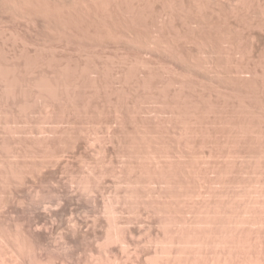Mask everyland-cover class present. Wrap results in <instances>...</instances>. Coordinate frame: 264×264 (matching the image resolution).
Returning <instances> with one entry per match:
<instances>
[{"label": "rangeland", "instance_id": "obj_1", "mask_svg": "<svg viewBox=\"0 0 264 264\" xmlns=\"http://www.w3.org/2000/svg\"><path fill=\"white\" fill-rule=\"evenodd\" d=\"M0 78L3 263L264 264V0H0Z\"/></svg>", "mask_w": 264, "mask_h": 264}, {"label": "bare ground", "instance_id": "obj_2", "mask_svg": "<svg viewBox=\"0 0 264 264\" xmlns=\"http://www.w3.org/2000/svg\"><path fill=\"white\" fill-rule=\"evenodd\" d=\"M21 1H22V0H21ZM23 1H24V0H23ZM22 3H23V2H22ZM19 7H21V6H19ZM20 11H21V10H20ZM2 76H3V75H2ZM2 76H1V77H2ZM7 79H8V78H7ZM0 80H1V78H0ZM11 82H12V81H11ZM6 83H7V82H6ZM34 83H35V82H34ZM9 84H10V83H9ZM3 85H4V84H3ZM3 85H2V86H3ZM10 85H11V84H10ZM14 85H15V84H14ZM35 85H36V83H35ZM15 86H16V85H15ZM36 86H37V85H36ZM36 86H35V87H36ZM3 87H4V86H3ZM7 87H9V86L7 85ZM37 87H38V86H37ZM37 87H36V88H37ZM5 88H6V87H5ZM11 88H12V87H11ZM21 88H22V87H21ZM22 89H24V88H22ZM38 89H39V88H38ZM4 90H5V89H4ZM10 90H11V89H10ZM10 90H9V91H10ZM1 91H2V88H1ZM12 91H14V90H12ZM19 91H20V90H19ZM43 91H44V90H43ZM23 92H24V91H23ZM27 92H28V91H27ZM46 92H47V90H46ZM6 93H8V92L6 91ZM6 93L4 92V93H2V94L4 95V94H6ZM11 93H12V92H11ZM13 93H14V92H13ZM21 93H22V92H21ZM43 93H44V92H43ZM43 93H42V94H43ZM8 94H9V93H8ZM15 94H16V93H15ZM19 94H20V93H19ZM25 94H26V93H25ZM30 94H31V92H30ZM44 94H45V93H44ZM46 94H47V93H46ZM46 94H45V95H46ZM22 95H23V94H22ZM39 95H40V94H39ZM8 96H9V95H8ZM8 96H6V97H8ZM10 96H11V94H10ZM14 96H15V95H14ZM32 96H33V95H32ZM35 96H36V95H35ZM17 97H18V96H17ZM40 97H41V96H40ZM0 98L3 99L2 96H0ZM11 98H13V97L11 96ZM18 98H21V97L19 96ZM26 98H27V97H26ZM34 98H36V97H34ZM38 98H39V97H38ZM55 98H57V97H55ZM22 99H23V98H22ZM22 99H21V100H22ZM29 99H30V98H29ZM44 99H46V98L44 97ZM44 99L42 98L43 101H45ZM7 100H8V99H7ZM7 100H6V101H7ZM18 100H19V99H18ZM33 100H34V99H33ZM37 100H39V99H37ZM2 101H3V100H2ZM14 101H15V100H14ZM40 101H41V100H40ZM57 101H58V100H57ZM29 102H30V101H29ZM46 102H48V101H46ZM58 102H59V101H58ZM5 103H6V102H5ZM8 103H9V102H8ZM11 103H12V102H11ZM19 103H20V102H19ZM22 103H23V102H22ZM22 103H21V104H22ZM40 103H41V102H40ZM51 103H54L53 100H52ZM9 104H10V103H9ZM21 104H18V105H21ZM37 104H38V103H37ZM43 104H44V103H43ZM46 104H48V103H46ZM12 105H13V104H12ZM30 105H31V104H30ZM41 105H42V104H41ZM41 105H40V106H41ZM48 105H49V104H48ZM48 105H47V106H48ZM52 105H53V104H52ZM2 106H3V105H2ZM28 106H29V105H28ZM40 106H39V107H40ZM47 106H46V107H47ZM6 107H7V106H6ZM6 107H5V108H6ZM20 107H21V106H19V108H20ZM43 107L45 108V106H43ZM17 108H18V107H17ZM29 108H30V107H29ZM44 108H43V109H44ZM51 108H53V107H51ZM0 109H1V107H0ZM21 109H23V108H21ZM38 109H39V108H38ZM48 109H50V108H48ZM5 110H6V109H5ZM29 110H30V109H29ZM44 110H47V109H44ZM51 110H52V109H51ZM16 111H17V110H16ZM33 112H35V111H33ZM38 112H39V111H38ZM52 112H53V111H52ZM52 112H49V113H52ZM0 113H1V112H0ZM11 113H12V112H10V114H11ZM21 113H22V111H21ZM31 113H32V112H31ZM43 113H45V112H43ZM12 114H13V113H12ZM14 114H15V113H14ZM16 114H17V113H16ZM23 114H25V113H23ZM23 114H22V115H23ZM19 115H20V112H19ZM44 115H45V114H44ZM0 116H1V118H2V115H1V114H0ZM7 116H9V114H8ZM13 116H14V115H13ZM13 116H11V117H13ZM16 116H17V115H16ZM28 116H29V115H28ZM50 116H51V114H50ZM50 116H47V117L49 118ZM5 117H6V116H5ZM20 117H22V116H20ZM25 117H26V115H25ZM39 117H40V115H39ZM42 117H43V115H42ZM45 117H46V116H45ZM3 118H4V117H3ZM3 118H2V119H3ZM6 118H7V117H6ZM31 118H32V117H31ZM43 118H44V117H43ZM13 119H14V118H13ZM13 119H12V120H13ZM41 119H42V118H41ZM3 120H4V119H3ZM5 120H6V119H5ZM14 120H15V119H14ZM23 120H24V119H23ZM39 121H40V120H39ZM42 121H45V119H42ZM48 121H49V120H48ZM4 122L7 124V126H8V124H10V123H7L6 121H4ZM9 122H10V121H9ZM12 122H13V121H12ZM23 122H24V121H23ZM29 122H30V121H29ZM2 123H3V121H2ZM5 123H3V124H5ZM25 123H27V122H25ZM6 124H5V125H6ZM47 124H48V123H47ZM13 125H14V124H13ZM15 125H16V124H15ZM21 125H22V124H21ZM25 125H26V124H25ZM29 125H30V124H29ZM33 125H34V124H33ZM7 126H5V127L8 128ZM9 126H10V125H9ZM0 127H2V126H0ZM16 127H17V126H16ZM18 127H19V126H18ZM21 127H22V126H21ZM23 128H24V127H23ZM25 128H26V127H25ZM3 130H4V129H3ZM3 130H2V131H3ZM6 130H7V129H5V131H6ZM12 130H13V129H12ZM18 130H19V129H18ZM26 130H27V129H26ZM44 130H45V129H44ZM48 130H49V129H48ZM20 131H21V130H20ZM34 131H35V130H34ZM39 131H40V130H39ZM45 131H46V130H45ZM0 132H1V131H0ZM3 132H4V131H3ZM6 132H8V131H6ZM49 132H50V131H49ZM20 133H21V132H20ZM30 133H31V132H30ZM11 134H12L13 136L15 135L14 132L11 133ZM21 134H22V133H21ZM24 134H25V133H24ZM27 134H28V133H27ZM43 134H44V133H43ZM43 134H42V135H43ZM3 135H4V134H3ZM3 135L0 133V137L3 136ZM19 135H20V134H19ZM28 135H29V134H28ZM48 135H49V133H48ZM7 136H8V135H7ZM26 136H27V135H26ZM46 136H47V135H45V137H46ZM3 137H4V136H3ZM21 137H22V136H21ZM40 137H41V136H40ZM47 137H48V136H47ZM8 138H9V137H8ZM24 138H25V136H24ZM27 138H28V137H27ZM42 138H43V137H42ZM1 139H2V138H1ZM3 139H4V138H3ZM18 139H19V138H18ZM46 139H47V138H46ZM6 140H7V137H6ZM6 140H4V141H6ZM15 140H17V138H16ZM22 140H23V139H22ZM14 142H15V141H14ZM46 143H47V142H46ZM9 144H10V143H9ZM15 144H16V143H15ZM20 144H21V143H20ZM5 145H6V144H5ZM21 145H23V144H21ZM1 146H2V145H1ZM18 146H19V145H18ZM45 146H46V145H45ZM14 147H15V146H14ZM43 147H44V146H43ZM47 147H48V146H47ZM16 148H17V147H16ZM12 149H13V147H12ZM20 149H21V148H20ZM13 150H14V149H13ZM21 150H22V149H21ZM15 152H16V151H15ZM11 153H12V152H11ZM11 153H10V154H11ZM16 153H18V151H17ZM19 153H20V152H19ZM23 153H24V152H23ZM25 155H26V154H25ZM5 156H6V155H5ZM7 156H8V155H7ZM10 156H13V155H9L8 157H10ZM16 156H18V155L16 154ZM18 157H19V156H18ZM20 157H21V156H20ZM20 157H19V158H20ZM23 157H25V156H23ZM19 158H18V159H19ZM15 159H17V158H15ZM20 159H21V158H20ZM20 159H19V160H20ZM241 159H242V158H241ZM2 160H3V159H2ZM12 160H13V158H12ZM242 160H243V159H242ZM244 160H245V159H244ZM10 161H11V160H10ZM22 161H23V160H22ZM37 161H38V160H37ZM4 162H5V161H4ZM11 162H13V161H11ZM38 162H39V161H38ZM43 162H44V161H43ZM244 162H245V161H244ZM0 163H1V162H0ZM17 163H18V162H17ZM17 163H15V165H16ZM21 163H22V162H21ZM242 163H243V161H242ZM1 164H2V163H1ZM24 165H25V164H24ZM4 166H5V165H4ZM10 166L12 167V165H10ZM17 166H18V165H17ZM22 166H23V165H22ZM155 166H156V165H155ZM243 166H244V165H243ZM2 167H3V166H2ZM8 167H9V166H8ZM15 167H16V166H15ZM38 167H39V166H38ZM156 167H157V166H156ZM22 168H23V167H22ZM22 168H21V169H22ZM10 169H11V168H10ZM139 169H140V168H139ZM152 169H153V168H152ZM155 169H157V168H155ZM0 170H1V168H0ZM2 170H3V169H2ZM5 170H6V168H5ZM5 170H3V171H5ZM27 170H28V169H27ZM38 170H39V169H38ZM6 171H7V170H6ZM30 171H31V170H30ZM133 171H134V170H133ZM11 172H13V170H12ZM20 172H22V171L20 170ZM20 172H19V173H20ZM136 172H137V171H136ZM152 172H153V174H154V171H152ZM152 172H151V173H152ZM0 173H1V172H0ZM5 173H6V172H5ZM23 173H24V172H23ZM139 173H140V172H139ZM156 173H157V172H156ZM2 174H3V173H2ZM11 174H12V173H11ZM13 174H14V172H13ZM140 174H141V173H140ZM253 174H254V173H253ZM253 174H252V175H253ZM18 175H19V174H18ZM115 175H116V174H115ZM115 175H114V176H115ZM136 175H137V174H136ZM138 175H139V174H138ZM156 175H158V174H156ZM159 175H160V174H159ZM231 175H232V174H231ZM11 176H12V175H11ZM16 176H17V174H16ZM27 176H28V175H27ZM36 176H37V175H36ZM114 176H113V177H114ZM118 176H119V175H118ZM153 176H154V175H153ZM153 176H151V177H153ZM253 176H254V175H253ZM14 177H15V175H14ZM22 177H23V176H22ZM29 177H31V176H29ZM236 177H237V175H236ZM240 177H241V176H240ZM0 178H1V177H0ZM6 178H7V177H6ZM10 178H11V177H10ZM19 178H20V177H19ZM19 178H18V179H19ZM116 178H118V177H116ZM119 178H120V177H119ZM138 178H139V177H138ZM155 178H156V177H155ZM157 178H158V177H157ZM228 178H229V177H228ZM241 178H242V177H241ZM248 178H249V177H248ZM258 178H259V177H258ZM2 179H3V178H2ZM16 179H17V178H16ZM20 179H23V178H20ZM114 179H115V178H114ZM253 179H255V178H253ZM256 179H257V177H256ZM259 179H260V178H259ZM0 180H1V179H0ZM12 180L14 181V179H12ZM33 180H34V179H33ZM115 180H117V179H115ZM228 180H229V179H228ZM239 180H241V179H239ZM257 180H258V179H257ZM72 181H73V180H72ZM155 181H156V180H155ZM155 181H154V182H155ZM248 181H249V180H247V182H248ZM263 181H264V180H263ZM3 182L5 183L6 181H3ZM148 182H149V181H148ZM223 182H224V181H223ZM232 182H234V181H232ZM253 182H256V181H253ZM253 182H251V183H253ZM10 183H11V182H10ZM20 183H21V182H20ZM75 183H76V182H75ZM234 183H235V182H234ZM249 183H250V182H249ZM251 183H250V184H251ZM258 183H260V182H258ZM258 183H256V184L258 185ZM7 184H8V183H7ZM69 184H70V183H69ZM85 184H86V183H85ZM89 184H90V183H89ZM93 184H94V183H93ZM121 184H122V183H121ZM136 184H137V183H136ZM136 184H135V186H137ZM153 184H154V183H153ZM153 184H152V185H153ZM160 184H161V183H160ZM261 184H263V183H261ZM0 185H1V184H0ZM28 185H29V184H28ZM28 185H27V186H28ZM158 185H159V184H158ZM231 185H232V184H231ZM231 185L228 184V186H231ZM245 185L247 186V184H245ZM248 185H249V184H248ZM251 185H253V184H251ZM2 186H4V185H2ZM2 186H1V187H2ZM5 186H6V185H5ZM10 186H11V185H10ZM68 186H69V185H68ZM84 186H85V185H84ZM93 186H94V185H93ZM100 186H101V185H100ZM116 186H117V185H116ZM119 186H121V185L119 184ZM131 186H132V184L130 183V187H131ZM135 186H134V187H135ZM153 186H154V185H153ZM203 186H205V185H203ZM203 186H202V187H203ZM226 186H227V185H225V187H226ZM233 186H234V185H233ZM243 186H244V185H243ZM254 186H255V184H254ZM261 186H262V185H261ZM7 187H8V186H7ZM16 187H17V186H16ZM95 187H96V186H95ZM113 187H114V186H113ZM130 187H129V189H130ZM150 187H151V186H150ZM159 187H160V186H159ZM161 187H162V186H161ZM202 187H201V188H202ZM234 187H235V186H234ZM249 187H250V185H249ZM262 187H263V186H262ZM262 187H261V188H262ZM5 188H6V187H5ZM84 188H86V186H85ZM152 188H153V187H152ZM228 188H229V187H228ZM243 188H244V187H243ZM247 188H248V187H247ZM71 189H72V188H71ZM71 189H70V191H72ZM81 189H82V187H81ZM92 189H93V188H92ZM159 189H160V188H159ZM222 189H223V188H222ZM263 189H264V188H263ZM30 190H32V188H31ZM77 190H78V189H77ZM96 190H98V188H97ZM118 190H119V189H118ZM149 190H150V189H149ZM230 190H231V187H230ZM68 191H69V190H68ZM79 191H80V190H79ZM81 191H82V190H81ZM91 191H92V190H91ZM91 191H90V193H91ZM103 191H104V190H103ZM126 191H128V190H126ZM126 191H125V192H126ZM130 191H131V189H130ZM135 191H136V190H135ZM151 191H152V190H151ZM222 191H223V190H222ZM228 191H229V190H228ZM234 191H236V189H234ZM258 191H259V190H258ZM261 191H262V190H260L259 192L261 193ZM37 192H38V191H37ZM53 192H54V191H53ZM85 192H86V191H85ZM87 192H88V191H87ZM99 192H100V191H99ZM115 192L117 193L118 191H115ZM125 192H123V193L125 194ZM139 192H140V191H139ZM142 192H143V191H142ZM144 192H145V191H144ZM200 192H201V189H200ZM226 192H227V191H226ZM236 192H237V191H236ZM256 192H257V191H256ZM73 193H74V192H73ZM94 193H95V192H94ZM113 193H114V192H113ZM116 193H115V195H116ZM229 193H230V192H229ZM231 193H232V192H231ZM237 193H238V192H237ZM240 193H241V192H240ZM240 193H238V195H239ZM0 194H1V193H0ZM26 194H27V193H26ZM35 194H36V192H35ZM35 194H34V195H35ZM98 194H99V193H98ZM101 194H102V192H101ZM107 194H108V193H107ZM126 194H127V192H126ZM132 194H133V193H132ZM135 194H136V192H135ZM160 194H161V192H160ZM160 194H159V195H160ZM216 194H217V193H216ZM221 194H222V193H221ZM11 195H12V194H11ZM32 195H33V194H32ZM36 195H38V194H36ZM55 195H56V194H55ZM81 195H82V194H81ZM89 195H90V194H89ZM92 195H93V193H92ZM128 195H129V194H128ZM128 195L126 196L127 198L130 196V195H129V196H128ZM164 195H165V194H164ZM201 195H203V194H201ZM231 195H233V194H231ZM235 195H236V193H235ZM235 195H233V196H235ZM240 195H241V194H240ZM242 195H243V193H242ZM242 195H241V197H242ZM246 195H247V194H246ZM258 195H259V194H258ZM260 195H261V194H260ZM84 196H86V195H84ZM105 196H106V195H105ZM111 196H112V195H111ZM113 196H114V195H113ZM113 196H112V197H113ZM120 196H121V195H120ZM132 196L134 197V195H132ZM132 196H131V197H132ZM167 196H168V195H167ZM198 196H199V195H198ZM198 196H197V197H198ZM219 196H221V195L219 194ZM233 196H232V197H233ZM1 197L4 198L3 195H2ZM1 197H0V198H1ZM37 197H38V196H37ZM55 197H56V196H55ZM103 197H104V196H103ZM112 197H111V198H112ZM116 197H117V196H116ZM116 197H114V198H116ZM135 197H137V196H135ZM148 197H149V196H148ZM159 197H160V196H159ZM161 197H163V194H162ZM200 197H201V196H200ZM200 197H198V199H199ZM225 197H227V196H225ZM247 197H248V196H247ZM262 197H264V196H262ZM262 197H261V198H262ZM10 198H11V197H10ZM38 198H39V197H38ZM105 198H106V197H105ZM107 198H108V197H107ZM139 198H140V197H139ZM244 198H245V196H244ZM248 198H249V197H248ZM248 198H247V199H248ZM261 198H259V199H261ZM4 199H5V198H4ZM34 199H35V198H34ZM103 199H104V198H103ZM118 199H119V198H118ZM129 199L131 200V198H129ZM129 199H128V200H129ZM156 199H157V197H156ZM206 199H207V201H208V198H206ZM247 199H246V200H247ZM249 199H250V198H249ZM256 199H257V197H256ZM256 199H254V200H256ZM35 200H37V199H35ZM110 200H111V199H110ZM122 200H123V199H122ZM140 200L142 201L141 198H140ZM143 200H144V199H143ZM157 200L160 201V199H157ZM165 200L167 201L166 198H165ZM196 200H197V199H196ZM232 200H233V199H232ZM250 200H252V199H250ZM250 200H249V202H251ZM254 200H253V201H254ZM8 201H9V200H8ZM28 201H29V200H28ZM104 201H105V200H104ZM112 201H113V200H112ZM125 201H126V200H125ZM137 201H139V200H137ZM153 201H154V200H153ZM230 201H231V200H230ZM239 201H240V200H239ZM242 201H243V200H242ZM242 201H241V202H242ZM1 202H2V201H1ZM57 202H59V200H58ZM75 202H76V201H75ZM83 202H84V201H83ZM87 202H88V201H87ZM109 202L111 203V201H109ZM109 202H108V203H109ZM127 202H128V201H127ZM132 202H133V201H132ZM216 202H217V201H216ZM39 203H40V202H39ZM103 203L105 204V202H103ZM116 203H117V202H116ZM119 203H120V202H119ZM121 203L124 204V202H122V201H121ZM125 203H126V202H125ZM134 203H135V202H134ZM139 203H140V202H139ZM157 203H158V202H157ZM192 203H193V202H192ZM199 203H200V202H199ZM203 203H204V202H203ZM203 203H202V204H203ZM205 203H206V202H205ZM211 203H212V202H211ZM253 203H254V202H253ZM1 204H2V203H1ZM20 204H21V203H20ZM93 204H94V203H93ZM135 204H136V203H135ZM135 204H134V205H135ZM142 204H143V203H142ZM194 204H195V203H194ZM208 204H209V203H208ZM226 204H227V203H226ZM239 204H240V203H239ZM242 204H243V203H242ZM242 204H241V205H242ZM244 204H245V203H244ZM251 204H252V203H251ZM251 204H250V206H251ZM260 204H261V201H260ZM12 205H13V204H12ZM34 205H35V204H34ZM113 205H114V203H113ZM117 205L119 206V204H117ZM120 205H121V204H120ZM189 205H190V204H189ZM195 205H196V204H195ZM200 205H201V203H200ZM209 205H210V204H209ZM246 205H247V204H246ZM246 205H244V206H246ZM254 205H255V204H253V206H254ZM20 206H21V205H20ZM22 206H23V205H22ZM51 206H52V205H51ZM104 206H106V205H104ZM114 206H115V205H114ZM114 206H113V207H114ZM121 206H123V205H121ZM121 206H120V207H121ZM125 206H126V208H127L128 204L125 205ZM132 206H133V205H132ZM141 206L143 207V205H141ZM153 206H154V205H153ZM160 206H161V205H160ZM186 206H187V205H186ZM191 206H193V205H191ZM196 206H197V205H196ZM204 206H205V204H204ZM210 206H211V205H210ZM210 206H208V207H210ZM215 206H216V205H215ZM247 206H248V205H247ZM23 207H24V206H23ZM36 207H37V206H36ZM43 207H44V206H43ZM53 207H54V206H53ZM100 207H101V206H100ZM109 207H110V205H109ZM150 207H151V206H150ZM188 207H189V206H188ZM198 207H199V204H198ZM202 207H203V206H202ZM206 207H207V206H206ZM248 207H249V206H248ZM12 208H13V207H12ZM106 208H107V207H106ZM106 208L103 207V209H105V210H106ZM121 208H122V207H121ZM123 208H124V207H123ZM132 208H133V207H132ZM137 208H138V207H137ZM196 208H197V207H196ZM199 208H200V207H199ZM211 208H212V207H211ZM213 208H214V206H213ZM246 208H247V207H246ZM14 209H15V208H14ZM23 209H24V208H23ZM101 209H102V208H101ZM109 209H110V208H109ZM109 209H108V211H109ZM117 209H118V208H117ZM124 209H125V208H124ZM130 209H131V207H130ZM133 209H134V208H133ZM152 209H154V208H152ZM157 209H158V208H157ZM243 209H244V207H243ZM40 210H41V209H40ZM46 210H47V209H46ZM111 210H113L112 207H111ZM118 210H119V209H118ZM143 210H144V209H143ZM159 210H160V209H159ZM190 210H191V209H190ZM196 210H197V209H196ZM200 210H201V209H200ZM202 210H203V209H202ZM244 210H246V209H244ZM254 210H255V209H254ZM113 211H115V209H114ZM113 211H112L111 213H113ZM130 211H131V210H130ZM134 211H135V210H134ZM165 211H166V210H165ZM207 211H208V210H207ZM251 211L253 212V209H252ZM261 211H262V210H261ZM48 212H49V211H48ZM86 212H87V211H86ZM117 212H118V211H117ZM137 212H138V211H137ZM189 212H190V211H189ZM75 213H76V212H75ZM120 213H121V211H120ZM130 213H131V212H130ZM133 213H134V212H133ZM141 213H142V212H141ZM205 213H206V212H205ZM225 213H226V212H225ZM225 213H223V215H224ZM248 213H249V211H248ZM253 213H254V212H253ZM258 213H259V212H258ZM105 214H106V213H105ZM113 214H114V216H115V212H114ZM113 214L108 215V213H107V214H106V215H107L106 217L111 216V215H113ZM126 214H127V213H126ZM148 214H149V213H148ZM153 214H154V213H153ZM158 214H159V213H158ZM162 214H163V213H162ZM206 214H207V213H206ZM209 214H211V213H209ZM229 214H231V213H229ZM241 214H242V213H241ZM244 214H245V213H244ZM255 214H256V213H255ZM6 215H7V214H6ZM30 215H31V214H30ZM78 215H79V214H78ZM118 215H119V213H118ZM120 215H122V214H120ZM127 215H128V214H127ZM131 215H132V214H131ZM149 215H150V214H149ZM159 215H160V214H159ZM188 215H189V214H188ZM197 215H198V214H197ZM216 215H217V214H215V216H216ZM219 215H220V214H219ZM235 215H236V214H235ZM239 215H240V214H239ZM239 215H238V216H239ZM256 215H257V214H256ZM256 215H255V217H256ZM49 216H50V215H49ZM99 216H100V214H99ZM128 216H129V215H128ZM163 216H165V213L162 215V217H163ZM166 216H168V215L166 214ZM166 216H165V217H166ZM171 216H172V215H171ZM173 216H174V215H173ZM182 216H183V214H182ZM190 216H191V215H190ZM204 216H205V214H204ZM212 216H213V214H212ZM217 216H218V215H217ZM224 216H225L224 218H226L227 215H224ZM233 216H234V215H233ZM238 216H237V217H238ZM240 216H241V215H240ZM240 216H239V217H240ZM244 216H245V215H244ZM244 216L242 215L241 217H244ZM246 216H247V214H246ZM251 216H253V214H252ZM2 217H3V216H2ZM8 217H9V216H8ZM10 217H11V216H10ZM83 217H84V216H83ZM101 217H102V215H101ZM103 217H104V216H103ZM111 217H112V216H111ZM175 217H176V216H175ZM188 217H189V216H188ZM193 217H194V216H193ZM196 217H197V216H196ZM198 217H199V216H198ZM206 217H207V216H206ZM206 217H205L204 219H206ZM218 217H219V216H218ZM257 217H258V216H257ZM71 218H72V217H71ZM81 218H82V217H81ZM157 218H158V217H157ZM182 218H183V217H182ZM232 218H233V217H232ZM15 219H16V218H15ZM17 219H18V218H17ZM73 219H74V218H73ZM73 219H72V220H73ZM106 219H108V218H106ZM109 219H110V217H109ZM120 219H121V216H120ZM175 219H176V218H175ZM186 219H188V218H186ZM207 219H208V218H207ZM228 219H229V218H228ZM234 219H235V216H234ZM239 219H242V218H239ZM244 219H245V218H244ZM13 220H14V219H13ZM50 220H51V219H50ZM65 220H66V219H65ZM68 220H69V219H68ZM121 220H122V219H121ZM178 220H179V219H178ZM178 220H177V221H178ZM182 220H183V219H182ZM188 220H189V219H188ZM192 220H193V219H192ZM201 220H202V219H201ZM213 220H214V218H213ZM216 220H217V219H216ZM219 220H220V219H219ZM224 220H225V219H224ZM231 220H232V219H231ZM163 221H164V219H163ZM165 221H167V220H165ZM179 221H180V220H179ZM194 221H195V220H194ZM194 221H192V224H193ZM222 221H223V220H222ZM228 221H229V220H228ZM235 221H236V219H235ZM239 221H240V220H239ZM243 221H244V220H243ZM245 221H246V220H245ZM5 222H6V221H5ZM35 222H36V221H35ZM127 222H128V220H127ZM185 222L187 223V221H185V220H184V224L181 222V223H182V226H183V225H187V224H188L189 222H191V221H188L187 224H185ZM219 222H220V221H219ZM219 222H218V223H219ZM237 222H238V220H237ZM12 223H13V222H12ZM32 223H33V222H32ZM68 223H69V222H68ZM70 223H71V222H70ZM161 223H162V222H161ZM169 223H170V222H169ZM173 223L175 224V222H173ZM195 223H196V222H195ZM212 223H213V222H212ZM33 224H34V223H33ZM72 224H73V223H72ZM72 224H71V225H72ZM77 224H78V223H77ZM113 224H114V223H113ZM113 224H112V225H113ZM120 224H121V222H120ZM162 224H163V223H162ZM166 224H167V223H166ZM196 224H199V222L196 223ZM196 224H195V225H196ZM227 224H228V222H227ZM229 224H230V223H229ZM240 224H241V223H240ZM240 224H237L238 227H239V226L241 227V225H242V226L244 225V224H241V225H240ZM16 225H17V224H16ZM28 225H29V224H28ZM28 225H27V226H28ZM51 225H52V224H51ZM54 225H55V224H54ZM114 225H115V224H114ZM116 225H117V224H116ZM159 225H160V224H159ZM167 225H168V224H167ZM178 225H179V224H178ZM193 225H194V224H193ZM200 225H201V224H200ZM208 225H209V224H208ZM223 225H224V224H223ZM223 225H222V226H223ZM248 225H249V224H248ZM74 226H75V225H74ZM118 226H119V224H118ZM125 226H126V225H124V227H125ZM163 226H164V225H163ZM171 226H174V225H171V224H170V227H171ZM180 226H181V225H180ZM191 226H192V225H191ZM191 226H189V228H190ZM197 226H198V225H197ZM228 226L230 227V225H228ZM231 226H232V225H231ZM233 226H235V225H233ZM250 226H251V225H250ZM250 226H249V228H250ZM2 227H3V225H2ZM11 227H12V226H11ZM20 227H21V226H20ZM41 227H42V226H41ZM43 227H44V226H43ZM71 227H72V226H71ZM71 227H70V228H71ZM107 227H108V226H107ZM112 227H113V226H111V228H112ZM116 227H117V226H116ZM128 227H129V226H128ZM198 227H200V226H198ZM210 227H211V226H210ZM210 227H208V228H210ZM212 227H213V226H212ZM215 227H216V226H215ZM218 227H219V225H218ZM229 227H228L227 229L230 230ZM236 227H237V226H236ZM240 227H239V228H240ZM258 227H259V226H258ZM260 227H261V226H260ZM260 227H259V228H260ZM119 228H120V227H119ZM173 228H174V227H172V229H173ZM180 228H181V227H179L178 229L181 230L182 228H181V229H180ZM183 228H184V226H183ZM187 228H188V227H187ZM189 228H188V229H189ZM193 228L195 229L194 226H193ZM200 228H201V227H200ZM202 228H203V227H202ZM204 228H205V227H204ZM223 228H225V230H226V227H223ZM223 228H218V230L223 229ZM234 228H235V227H234ZM239 228H238V230H239ZM255 228H256V227H255ZM35 229H36V228H35ZM37 229H38V228H37ZM121 229H122V228H121ZM121 229H119L118 232H120ZM124 229H125V228H124ZM178 229H177V230H178ZM194 229H192V231H195V230H196V229H195V230H194ZM213 229H214V228H213ZM216 229H217V228H216ZM236 229H237V228H236ZM167 230H168V229H167ZM173 230H174V229H173ZM177 230H176V231H177ZM179 230H178V231H179ZM182 230H183V229H182ZM198 230H199V228H198ZM202 230H203V229H202ZM202 230H201V231H202ZM205 230H207V229H205ZM208 230H209V229H208ZM208 230H207V231H208ZM210 230H211V229H210ZM231 230H232V229H231ZM256 230H257V229H256ZM256 230H255V231H256ZM7 231H8V230H7ZM27 231H28V230H27ZM35 231H36V230H35ZM123 231H124V230H123ZM176 231H175L174 233L177 234L178 231H177V232H176ZM184 231H185V230H184ZM184 231H183V233H184ZM207 231H206V232H207ZM215 231H216V230H214V232H215ZM221 231H223V230H220V232H221ZM21 232H22V231H21ZM70 232H71V231H70ZM108 232H109V231H108ZM110 232H111V231H110ZM116 232H117V230H116ZM131 232H132V231H131ZM166 232H167V231H166ZM203 232H204V231H203ZM206 232H205V233H206ZM208 232H209V231H208ZM225 232H226V231H225ZM231 232H232V231H231ZM245 232H246V231H245ZM253 232H254V231H253ZM8 233H9V232H8ZM30 233H31V232H30ZM183 233H181V236L177 238L178 241H176V239L173 240V239L175 238V237H174L175 234L173 235L174 238H173L172 240H173L174 242L176 241L175 245L173 244L174 242L172 243V241H170L171 239L169 240V243H170V242L172 243V244H169V245H170L171 247L174 246V247H173L174 250H173L172 248H170V249H172V250L174 251L173 255H172V252H173V251H170L168 248H166V252H165V250L162 251L163 253L165 252V253L163 254L164 256L160 253V250L163 249L162 247H160L161 245H159V243L162 241V240L160 239L161 241L158 242V246H159V248L157 247V250L154 249V253H153V255H154V254H157L156 256H157V257H160V258H157V259H158V260L161 259V260H160V262H158V260L155 259V261H154V259H153V263H155V262L157 263V262H158L157 264H199V263L202 262V263L207 264L206 262L201 261V259H199V258L196 259V258H197V253H199V251L203 249V248H201L202 246H201L200 243H204L203 241L199 243V240H198L199 237H197V235H196L197 231H196V233L194 232V233L191 235V236H193V238H192L193 240H194L195 237H197V238H195V239H196L198 242H197L196 240H194V242H195L196 244H195L194 242H191V241H190V243H189V242H186V240L183 241V240H184V239H183V237H184L183 235L185 234V233H184V234H183ZM189 233H190V231L188 232V237H189ZM210 233H212V232H210ZM227 233H228V232H227ZM229 233H230V232H229ZM3 234H4V233H3ZM128 234H129V233H128ZM163 234H164V232H163ZM179 234H180V233H179ZM179 234H178V235H179ZM202 234H203V233H202ZM15 235H16V233H15ZM108 235H109V233H108ZM113 235H114V234H113ZM117 235H118V237H117L116 239H117L118 242H120L121 240H119V238H120L121 236H119V234H117ZM117 235H115V236H117ZM120 235H121V233H120ZM167 235H168V234H167ZM198 235H201V234H198ZM204 235H205V234H204ZM207 235H208V234H207ZM207 235H205V236H207ZM228 235H229V234H228ZM228 235H226V237H224V238H227ZM230 235H231V234H230ZM236 235H237V234H236ZM4 236H5V235H4ZM17 236H18V235H17ZM24 236H25V235H24ZM123 236H125V235H123ZM129 236H130V235H129ZM129 236H127V237H129ZM171 236H172V235H171ZM176 236H177V235H176ZM182 236H183V237H182ZM201 236H202V235H201ZM201 236H200V237H201ZM213 236H214V234H213ZM216 236H217V235H216ZM216 236H215V237H216ZM219 236H221V235H219ZM222 236H223V235H222ZM224 236H225V234H224ZM240 236H241V235H240ZM242 236H243V235H242ZM18 237H19V236H18ZM156 237H157V236H156ZM163 237H165V236H163ZM166 237H167V236H166ZM166 237H165V238H166ZM229 237H230V236H229ZM232 237H233V236H232ZM235 237H236V236H235ZM13 238H15V237H13ZM16 238H17V237H16ZM72 238H73V237H72ZM105 238H106L105 241L107 242V240L109 239V237H108V239H107V237H106V235H105ZM130 238H131V237H130ZM148 238H149V237H148ZM158 238H159V237H158ZM165 238H163V239H165ZM168 238H171V237H168ZM185 238H186V235H185ZM208 238H209V237H207L206 239H208ZM218 238H219V237H218ZM218 238H216V239H218ZM220 238H221V237H220ZM220 238H219V240H221ZM239 238H240V237H239ZM250 238H251V237H250ZM257 238H258V237H257ZM0 239H1V238H0ZM122 239H124V237H123ZM149 239H150V238H149ZM155 239H156V238H155ZM182 239H183V240H182ZM203 239H204V238H203ZM230 239H232V238H230ZM243 239H244V238H243ZM259 239H260V238H259ZM15 240H18V239H15ZM23 240H24V237H23ZM33 240H34V239H33ZM35 240H36V239H35ZM103 240H104V239H103ZM109 240H110V239H109ZM114 240H115V238H114ZM146 240H147V239H146ZM153 240H154V239H153ZM157 240H158V239H157ZM165 240H166L165 242L168 241L167 239H165ZM187 240H190V239L187 238ZM225 240H226V239H225ZM232 240H233V239H232ZM237 240H238V239H237ZM5 241H6V240H5ZM150 241H151V240H150ZM207 241H208V240H207ZM210 241H211V240H210ZM217 241H218V240H217ZM226 241H227V240H226ZM246 241H247V240H246ZM256 241H257V240H256ZM60 242H61V241H60ZM80 242H81V241H80ZM111 242L113 243V241H111ZM162 242H163V241H162ZM223 242H225V241H223ZM237 242H238V241H237ZM253 242H254V241H253ZM3 243H4V242H3ZM17 243H18V242H17ZM34 243H35V242H34ZM52 243H53V242H52ZM55 243H56V242H55ZM96 243H97V242H96ZM109 243H110V241H109ZM112 243H111V244H112ZM122 243H123V242H122ZM127 243H128V242H127ZM156 243H157V242H156ZM183 243H184V244H183ZM185 243H186V244H185ZM188 243H189V245H190V244H191V245H190V246L187 245ZM212 243H213V242H212ZM219 243H220V242H219ZM219 243H218V244H219ZM9 244H10V243H9ZM12 244H13V242H12ZM31 244H32V243H31ZM64 244H65V243H64ZM118 244H119V243H118ZM149 244H150V243H149ZM149 244H148V245H149ZM162 244H163V243H162ZM164 244H165V243H164ZM194 244H195V245H194ZM198 244H200V245H198ZM218 244L216 243V245H218ZM4 245H6V244L4 243ZM24 245H25V244H24ZM33 245H34V244H33ZM97 245H99V244H97ZM106 245H107V244H106ZM106 245H104V246H106ZM113 245H115V244H113ZM124 245H125V243H124ZM153 245L155 246V244H153ZM165 245H168V244H165ZM172 245H173V246H172ZM196 245H197L198 247H196ZM204 245H206V243H205ZM204 245H203V246H204ZM213 245H214V244H213ZM219 245H221V244H219ZM219 245H218L217 247L215 246V248L217 249L218 247H220ZM222 245H224V243H223ZM222 245H221V246H222ZM237 245H238V243H237ZM239 245H240V243H239ZM239 245H238V246H239ZM253 245H254V244H253ZM253 245H252V247H253ZM2 246H3V245H2ZM30 246H31V245H30V241H29V247H30ZM35 246H36V245H35ZM52 246H53V245H52ZM108 246H109V245H108ZM120 246H121V245H120ZM120 246H119V247H120ZM170 246H169V247H170ZM184 246H185L186 248H185ZM199 246H201V247H200L201 249L199 248ZM233 246H234V245H233ZM244 246H245V245H244ZM244 246H243V247H244ZM249 246H250V244H249ZM249 246H248V247H249ZM262 246H263V245H262ZM4 247H5V246H4ZM12 247H13V246H12ZM17 247H18V245H17ZM17 247H16L15 249H17ZM20 247H21V246H20ZM33 247H34V246H33ZM66 247H67V246H66ZM149 247H150V246H149ZM167 247H168V246H167ZM190 247H191V248H190ZM194 247H196L197 249L199 248V249H198L199 251L196 249L197 251H195V252H197V253H195V258H194V257L192 258V256H194V251H193V250H194V249H193ZM208 247H209V246L207 245V248H208ZM211 247H212V246H211ZM225 247H226V246H225ZM243 247H242V248H243ZM250 247H251V246H250ZM255 247H256V246H255ZM18 248H19V247H18ZM21 248H22V247H21ZM31 248H32V247H31ZM121 248H124V247H121ZM128 248H129V247H128ZM151 248H152V247H151ZM183 248H185V250H184ZM188 248H189V251L192 249L191 251H192L193 254H190L191 252H188V253L191 255V258H192V259H190V258L187 257V256H189V254H188V255L185 254L186 249H188ZM207 248H206V249H207ZM212 248H213V247H212ZM229 248H230V246H229ZM234 248H235V247H234ZM234 248H233V249H234ZM256 248H257V247H256ZM258 248H259V246H258ZM27 249H28V248H27ZM32 249H33V248H32ZM46 249H47V248H46ZM50 249H51V248H50ZM132 249H133V248H132ZM158 249H160V250H158ZM204 249H205V247H204ZM206 249H205V250H206ZM210 249H211V248H210ZM210 249H209V251H210ZM216 249H215V250H216ZM225 249H226V248H224V249L222 248L223 251H225ZM231 249H232V248H231ZM231 249H230V250H231ZM245 249H246V248H245ZM249 249H250V248H249ZM253 249H254V247H253ZM10 250H11V249H10ZM10 250H9V251H10ZM30 250H31V249H30ZM68 250H69V249H68ZM123 250H124V249H123ZM167 250H169L170 252L167 253V252H168ZM182 250H183V251H182ZM213 250H214V248H213ZM213 250L211 251L212 253H213ZM215 250H214V251H215ZM222 250H221V252L223 253ZM234 250H235V249H234ZM234 250H233V251H234ZM242 250H243V249H242ZM261 250H262V249H261ZM16 251H17V250H16ZM22 251H23V250H22ZM32 251H33V250H32ZM34 251H35V250H34ZM57 251H58V250H57ZM152 251H153V250H152ZM158 251H159V253H160L162 256L158 255ZM207 251H208V249H207ZM226 251H227V249H226ZM18 252H19V251H18ZM18 252H17V253H18ZM20 252H21V251H20ZM38 252H39V251H38ZM125 252H126V251H125ZM155 252H156V253H155ZM182 252H184V253H182ZM211 252L209 253L210 256H212V255H211ZM228 252H229V249H228V251H227L226 253L228 254ZM250 252H251V251H250ZM6 253H7V252H6ZM27 253H28V252H27ZM31 253H32V252H31ZM40 253H41V252H40ZM101 253H102V252H101ZM103 253H104V252H103ZM226 253H225V256H227V257H224V258H228V257L231 258V255H229V254L226 255ZM241 253H242V252H241ZM252 253H253V252H252ZM254 253H255V252H254ZM48 254H49V253H48ZM56 254H57V253H56ZM105 254H106V252H105ZM165 254H166V255H165ZM169 254H170V255H169ZM205 254H206V251H205ZM207 254H208V253H207ZM213 254H215V253H213ZM218 254H219V250H218ZM218 254H217L216 256H218ZM223 254H224V253H223ZM223 254H222V255H223ZM234 254H235V253H234ZM4 255H5V254H4ZM13 255H14V254H13ZM19 255H20V254H19ZM29 255H30V254H29ZM32 255H33V254H32ZM43 255H44V254H43ZM72 255H73V254H72ZM90 255H91V254H90ZM94 255H95V254H94ZM99 255H100V254H99ZM151 255H152V254H151ZM184 255H185V256H184ZM186 255H187V256H186ZM22 256H23V255H22ZM22 256H20V257L22 258ZM40 256H41V255H40ZM61 256H62V255H61ZM61 256H60V257H61ZM82 256H83V255H82ZM105 256H106V255H105ZM135 256H136V255H135ZM154 256H155V255H154ZM154 256H152V258H154ZM171 256H172V257H171ZM182 256H183L184 258H183ZM203 256H205V255H203ZM203 256H202V257H203ZM210 256H209V258H210ZM236 256H237V255H236ZM238 256H239V254H238ZM242 256H243V254H241V257H242ZM253 256H254V255H253ZM3 257H4V256H3ZM3 257H2V258H3ZM9 257H10V256H9ZM60 257L58 256V258H60ZM66 257H67V255H66ZM91 257H92V256H91ZM126 257H127V256H126ZM137 257H138V256H137ZM162 257H163V259H162ZM164 257H167V258H164ZM170 257H171V258H170ZM181 257L183 258V260H182ZM185 257H187V258H185ZM198 257H200V254L198 255ZM206 257H208V256H206ZM220 257L222 258L223 256H220ZM246 257H247V256H246ZM248 257H249V256H248ZM250 257H251V256H250ZM254 257H255V256H254ZM17 258H19V257H18V256H17V257L15 256V258H13V261H11V262H12L13 264H23L24 261H23V260H22L23 262L18 261ZM21 258H20V259H21ZM93 258H94V257H93ZM105 258H106V257H105ZM128 258H129V257H128ZM132 258H133V257H132ZM204 258H205V257H204ZM204 258H202V260H203ZM215 258H217V257H215ZM218 258H219V257H218ZM230 258H228L229 260H228V259H227V260H226V259H222V260H224V264H227V263H230V264L232 263V264H233L234 261H233V260H230ZM262 258H263V257H262ZM3 259H4V258H3ZM22 259H23V258H22ZM28 259H29V258H28ZM30 259H31V258H30ZM37 259H38V258H37ZM37 259H36V260H37ZM61 259H62V258H61ZM63 259H64V257H63ZM69 259H70V258H69ZM86 259H87V258H86ZM95 259H97V258H95ZM98 259H99V256H98ZM101 259H102V257H101ZM103 259H104V257H103ZM108 259H109V258H108ZM135 259H137V258H135ZM148 259H149V258H148ZM148 259H147V260H148ZM164 259H165V260H164ZM185 259H186V260H185ZM188 259H189V260H188ZM213 259H214V258H213ZM244 259H245V258H244ZM247 259H248V258H247ZM254 259H255V258H254ZM256 259H257V257H256ZM258 259H259V258H258ZM44 260H45V259H44ZM50 260H51V259H50ZM58 260H59V259H58ZM105 260H106V259H105ZM122 260H124V259H122ZM127 260H128V259H127ZM127 260H125V261L127 262ZM147 260H146V261H147ZM197 260L199 261V263H197V262H198ZM206 260H207V259H206ZM210 260H211V259H210ZM222 260H221V261H222ZM225 260H226V262H225ZM235 260H236V259H235ZM238 260H240V259H238ZM263 260H264V259H263ZM4 261H5V260H4ZM4 261H2V260L0 259V264H5V263H3ZM28 261H29V260H28ZM48 261H49V260H48ZM67 261H68V260H67ZM70 261H71V260H70ZM92 261H93V260H92ZM110 261H111V259H110ZM130 261L132 262V259H131ZM130 261H129V262H130ZM204 261H205V260H204ZM219 261H220V260H219ZM221 261H220V264L222 263ZM228 261H231V262H228ZM244 261H246V259H245ZM247 261H248V260H247ZM250 261H251V258H250ZM8 262H9V261H8ZM11 262H9V263L11 264ZM30 262H31V261H30ZM38 262H39V261H38ZM50 262H51V261H50ZM54 262H56V261H54ZM54 262H52V264H53ZM59 262H60V264H61V261H59ZM80 262H81V261H80ZM96 262H97V263H96ZM96 262L91 263V264H102V263H103V260H102L101 263H100V261H99V262L96 261ZM105 262H106V261H105ZM115 262H116V260H115ZM126 262H125L124 264H126ZM140 262H141V261H140ZM149 262H150V261H149ZM207 262H208V264H212V263H213V264H216V263H215V260H214V262H212V263H209V262H211V261H207ZM217 262H218V259H217ZM28 263H29V262H28ZM48 263H49V262H48ZM66 263H67V262H66ZM82 263H83V262H82ZM117 263H119V262H117ZM117 263H116V264H117ZM121 263H122V262H121ZM153 263H152V264H153ZM156 263H155V264H156ZM202 263H201V264H202ZM243 263H244V262H243ZM261 263H262V262H261ZM6 264H7V262H6ZM24 264H25V262H24ZM36 264H37V262H36ZM39 264H40V263H39ZM50 264H51V263H50ZM63 264H64V262H63ZM78 264H79V263H78ZM111 264H112V263H111ZM130 264H131V263H130ZM144 264H146V262H145ZM218 264H219V263H218ZM222 264H223V263H222ZM234 264H238V262H236V263L234 262ZM249 264H250V263H249ZM257 264H258V263H257Z\"/></svg>", "mask_w": 264, "mask_h": 264}]
</instances>
